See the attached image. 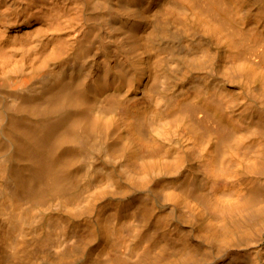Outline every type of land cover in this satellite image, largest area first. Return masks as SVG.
Masks as SVG:
<instances>
[{"label":"bare ground","instance_id":"6f19581e","mask_svg":"<svg viewBox=\"0 0 264 264\" xmlns=\"http://www.w3.org/2000/svg\"><path fill=\"white\" fill-rule=\"evenodd\" d=\"M0 264H264V0H0Z\"/></svg>","mask_w":264,"mask_h":264}]
</instances>
